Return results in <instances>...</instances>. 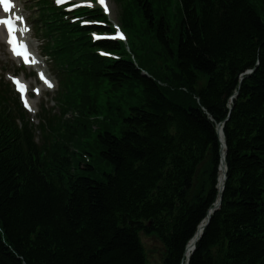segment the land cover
Instances as JSON below:
<instances>
[{"label": "trees", "instance_id": "obj_1", "mask_svg": "<svg viewBox=\"0 0 264 264\" xmlns=\"http://www.w3.org/2000/svg\"><path fill=\"white\" fill-rule=\"evenodd\" d=\"M40 15L46 53L71 71L73 114L43 158L28 131L21 146L0 89V264H151L154 254L155 264H181L217 198L215 125L227 116L221 205L189 264H264V0H130L123 26L150 79L130 59H99L94 49L118 48L92 45L84 30L73 37L54 9ZM105 79L142 95L106 112L119 135L102 123L92 138L87 116ZM85 148L89 165L76 153Z\"/></svg>", "mask_w": 264, "mask_h": 264}, {"label": "rangeland", "instance_id": "obj_2", "mask_svg": "<svg viewBox=\"0 0 264 264\" xmlns=\"http://www.w3.org/2000/svg\"><path fill=\"white\" fill-rule=\"evenodd\" d=\"M36 1L37 0H26V2H25L26 7H28V9L30 10L29 17L32 21L34 19H36V17H37V11L34 9L35 8L34 3ZM118 13H119V9L114 4H112V15H114L118 19ZM0 62H1V60H0ZM202 82H204V80H202ZM108 88L109 87H105V90H107ZM129 91L132 92L131 95H128ZM141 95L142 94H141V91L139 90V88L136 85H131V86L119 88L116 91H110V92L105 91V94L103 96H104V98L107 99V101L112 102L113 106H115L116 109H117V107H119L123 111L127 112L129 107L137 104V100L139 99V97ZM114 112L117 113V110H115ZM119 130H120V128L118 126H116L115 128H110V132H112L115 135H119ZM91 132H93V129H91ZM100 172L101 173L110 172V169H109V167H104L103 169L100 170ZM90 173L91 172H89V171L85 172V174H90ZM91 177L94 179L100 178L97 174L91 175ZM143 242L148 247H152L153 245H155L153 243V241H151V240L143 239ZM155 258H157V257L154 254V258L150 259L151 264H155Z\"/></svg>", "mask_w": 264, "mask_h": 264}, {"label": "water", "instance_id": "obj_3", "mask_svg": "<svg viewBox=\"0 0 264 264\" xmlns=\"http://www.w3.org/2000/svg\"><path fill=\"white\" fill-rule=\"evenodd\" d=\"M221 129H222V124L218 125L216 130L218 132V135H220L221 133ZM225 145V144H224ZM226 154V152L224 153ZM222 164V167H223V183L222 185L220 186V188H218L219 190V195H218V201L213 205V207L209 210L208 214H207V217L206 219L204 220L203 224L200 226V229L198 230V233L196 235V237L194 238V240L191 242V247H190V250L191 252L194 250V247H195V243L200 239L201 235H202V231L203 229L208 225L209 221H210V216L219 208L220 206V202H221V199H222V193H223V190H224V183H225V180H226V173H225V169H226V165H225V161H224V157H223V160L221 162ZM188 264V261L187 263Z\"/></svg>", "mask_w": 264, "mask_h": 264}, {"label": "snow or ice", "instance_id": "obj_4", "mask_svg": "<svg viewBox=\"0 0 264 264\" xmlns=\"http://www.w3.org/2000/svg\"><path fill=\"white\" fill-rule=\"evenodd\" d=\"M58 2H59V0H58ZM99 2H100L101 4H103V0H99ZM0 3H3V5H4V11L7 12L8 9H9L8 0H0ZM0 24L7 25L8 29H9V33L12 32V30H13V25H12V22H11L10 20H7V19L0 20ZM9 43L14 45L12 50H13V52H14L15 54H17V55H22V54H23V53H21V52H17V47H16V45L14 44V42H13L12 39L9 40ZM21 47H23V46L21 45ZM41 78L43 79V74H41ZM45 82L48 83V81H45ZM14 83H17L18 86H19V82H18V81H15V80H14ZM49 86H51V85L49 84ZM21 91H23V88H21ZM25 106H26V107L28 106L26 101H25Z\"/></svg>", "mask_w": 264, "mask_h": 264}, {"label": "bare ground", "instance_id": "obj_5", "mask_svg": "<svg viewBox=\"0 0 264 264\" xmlns=\"http://www.w3.org/2000/svg\"><path fill=\"white\" fill-rule=\"evenodd\" d=\"M222 182H223V174H222V171H221V172H220V176H219V187L221 186ZM190 247H191V246H188V247H187V250H186V256H187L188 254H190Z\"/></svg>", "mask_w": 264, "mask_h": 264}]
</instances>
